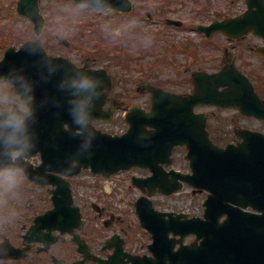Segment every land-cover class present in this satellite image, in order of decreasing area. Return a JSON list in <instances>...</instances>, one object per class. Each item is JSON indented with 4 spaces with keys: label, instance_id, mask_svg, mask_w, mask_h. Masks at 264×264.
I'll use <instances>...</instances> for the list:
<instances>
[{
    "label": "water",
    "instance_id": "95a60500",
    "mask_svg": "<svg viewBox=\"0 0 264 264\" xmlns=\"http://www.w3.org/2000/svg\"><path fill=\"white\" fill-rule=\"evenodd\" d=\"M75 1L118 10L131 8L130 0ZM17 12L33 20L37 36L43 32L45 17L40 0H18ZM217 26L216 21L200 28L216 30ZM231 73L226 68L206 74V80L197 79L194 93L187 97L172 96L157 87L148 89L153 94L152 111L145 115L131 113L127 116L129 129L123 134H111L93 125L96 118H112L103 109L107 94L104 89L112 84L105 69L77 67L66 57L50 55L39 39L29 40L18 49L10 46L0 60V80L13 82L14 91L29 108L22 110L16 105L0 112V168H22L37 183L56 185L53 199L60 204L59 194L68 183L57 173L74 175L83 168H91L95 174L109 176L134 166L150 167L155 172L153 176L133 178L135 184L145 189L149 183L164 181L159 161L166 159L173 145L187 143L193 173L180 177L210 191L204 203V217L158 211L151 199L140 197L137 212L143 226L153 235L150 248L155 256L132 260L137 264H264V216L238 207L248 205L250 195L244 184L248 179H254L251 186L256 191L252 198L264 204V135L252 132L246 136L253 141L248 154L243 146H217L209 136L205 119L194 120L197 104H232L218 91L221 85L235 86L257 98L245 76ZM235 77H239L238 81ZM84 80L90 81L87 87L80 86ZM82 112L85 118L79 120ZM263 112L264 107L255 104L252 114ZM12 115L26 117L22 131L8 123ZM148 125L155 129H147ZM15 151L19 152L16 160ZM38 152L43 159L40 165L34 167L25 161V156ZM179 187L175 179L170 189L161 191L170 194ZM224 215L226 218L221 221ZM171 232L174 237H170ZM189 233L197 237L184 244ZM177 235L181 238H175ZM178 242L181 246L175 250Z\"/></svg>",
    "mask_w": 264,
    "mask_h": 264
},
{
    "label": "rangeland",
    "instance_id": "374dc122",
    "mask_svg": "<svg viewBox=\"0 0 264 264\" xmlns=\"http://www.w3.org/2000/svg\"><path fill=\"white\" fill-rule=\"evenodd\" d=\"M17 1L0 0V58L3 57L8 46L19 47L25 41L36 37L32 21L16 12ZM187 6L193 7L194 5L188 4ZM41 9L46 17V25L39 38L49 53L69 57L78 64L89 62L93 67H105L116 82H122L134 92L136 84L143 78L162 79L167 88L185 91L193 87L192 83L185 81L186 77H190L191 73L196 70H208L206 67L209 68L201 57L207 55L211 49L200 45L201 36L194 30L190 32L185 29L165 31L162 36L166 41L156 42L152 32V29H157L156 26L131 16L127 17L116 10L77 4L72 0H41ZM208 14H201V17L193 20L194 22H209L213 17L202 18ZM161 34L162 32L160 39ZM64 39L69 40L71 45L63 44ZM152 41L157 45L154 47V52L148 51L147 46L145 52L144 49L141 50L142 45L145 46ZM183 43L188 49L183 50L177 47L183 46ZM173 47L177 48L173 49ZM118 58L119 61L123 59L130 66L117 64ZM153 61H159V63L152 65ZM184 66H187L188 70L184 71ZM138 100L140 103L150 101L145 95L139 96ZM15 104L23 109L26 108L25 102L14 92L12 83L0 80V110L11 109ZM97 125L113 132L121 131L126 126L122 111L115 121ZM32 161L38 162V158H32ZM183 164L182 160L176 162V166H183ZM88 174L89 171L74 179L77 202L82 206L94 201L108 202L120 208L118 199L121 195L119 193H122L127 199V221L121 224L122 229L115 225L105 231V235L121 232L129 249L138 253L148 252V244L152 241L151 235L141 227L137 216L132 211L133 202L140 192L131 189L124 193L119 188L120 185L126 187L130 184V176L139 174V171L133 170L120 177L116 176L113 181L97 178L98 180L93 182L95 179ZM32 184L19 171L0 170V206L8 209L19 203H34L41 206L49 204L51 201L47 190ZM104 185H107L109 189ZM205 198L206 193H193L190 188H185L184 191L172 196L158 195L154 200L161 209L202 214ZM7 220V218L4 219L5 222ZM193 239V237H187L186 242Z\"/></svg>",
    "mask_w": 264,
    "mask_h": 264
},
{
    "label": "flooded vegetation",
    "instance_id": "af4514ba",
    "mask_svg": "<svg viewBox=\"0 0 264 264\" xmlns=\"http://www.w3.org/2000/svg\"><path fill=\"white\" fill-rule=\"evenodd\" d=\"M132 2L133 10L122 14L156 26L157 29H152L156 42L166 41L162 36L165 31L185 29L190 32L194 30L196 34L201 36L200 45H205L211 49L207 55L201 57V60L209 65V68L206 67L207 71L215 72L225 67L240 71L254 86L264 104V0H132ZM188 4H193L194 6L189 7L187 6ZM205 13L209 14L202 17L203 19L208 17H213V19L205 23L194 22V18L201 17V14ZM172 20L180 21V24L172 22ZM214 20H218L219 23L228 21L221 26L219 25L214 32L210 30V34H208L209 31L207 30L200 31L198 29L199 24H209ZM153 43L154 41L145 46L142 45L144 52L146 46L148 51L154 52V47L157 45ZM182 45L177 47H181L183 50L188 49L185 43ZM177 47H173V49ZM157 62L159 63V61H153L152 65ZM185 70H188L187 66H184ZM192 76L193 73H191L190 77H186L185 81L191 84ZM151 81L153 84L159 85L157 81ZM191 91L192 88L179 92L189 93ZM135 92L122 82L114 81L105 107L106 109L111 107L118 108L115 112L116 116L111 121L98 120L97 122L109 123L115 121L119 117L120 111H122V116H124L132 104H142L146 110H149V103H140L138 99L141 95L148 96L150 99L151 94L140 93L138 87H136ZM249 105L250 101L242 103L245 109ZM195 110L208 114V125L211 134L215 135L221 146L243 142L244 140L237 135V131L241 132L243 129L264 132V118L244 113L238 106L209 107L200 105ZM186 151L185 145H178L173 148V152L169 156L172 164L164 166L166 172L173 167L183 173L191 171L189 160L186 158ZM181 160L184 162L183 166H176V162ZM137 170L141 175L145 176L151 173L149 169ZM167 174L166 178L171 180L172 175ZM70 181L73 202L61 205L58 216L61 217L64 214V218H60V223L65 228L72 227V233L54 230L52 236L57 237L58 240L51 243L47 250H43L45 242L28 241L26 235L38 238L47 232V229L31 232V226L36 216L52 210L54 208L53 204L41 206L34 203H19L12 205L8 209L0 206V253H4L6 247L12 249H8L12 258L0 260L1 264H77L85 257L79 251V246L74 240L76 233H82L90 248V255L82 264H97L96 258L109 259L115 252V248L110 247H113L117 242L111 241L106 244L105 241L109 236L105 235V231L115 225H118L120 229L123 228L121 224L127 221L128 215L126 209L127 199L122 193H119L121 194L118 199L120 208L108 202L99 203L97 201L85 206L80 205L82 212L86 213L88 217L82 229L79 230L74 227L78 215L74 209L78 205L73 187L75 180L70 178ZM187 187L190 188L188 184L184 183L183 188ZM119 188L124 193L131 189H136L140 192L138 197L141 195L140 189L131 183L127 184L126 187L120 185ZM48 191L51 195V188H48ZM132 211L135 214V209ZM5 218L8 219L6 222L4 221ZM114 233L123 236L121 232H113L112 234ZM126 244L127 242L124 239L123 253L125 251L129 253L136 252L129 249ZM19 253L24 256L15 258V254ZM119 256L122 258H114L116 263H123L128 260L125 255Z\"/></svg>",
    "mask_w": 264,
    "mask_h": 264
},
{
    "label": "clouds",
    "instance_id": "9594fccd",
    "mask_svg": "<svg viewBox=\"0 0 264 264\" xmlns=\"http://www.w3.org/2000/svg\"><path fill=\"white\" fill-rule=\"evenodd\" d=\"M89 84H90V81L88 80H84L80 82L81 87H87ZM84 118H85V115L82 112L78 119L83 120ZM25 119H26L25 116L12 115L8 117V123L13 129L17 131H22L24 129Z\"/></svg>",
    "mask_w": 264,
    "mask_h": 264
}]
</instances>
